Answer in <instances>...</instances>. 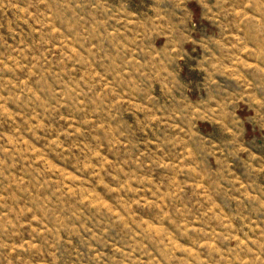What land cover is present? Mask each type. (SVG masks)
<instances>
[{"label": "rangeland", "instance_id": "rangeland-1", "mask_svg": "<svg viewBox=\"0 0 264 264\" xmlns=\"http://www.w3.org/2000/svg\"><path fill=\"white\" fill-rule=\"evenodd\" d=\"M0 264H264V0H0Z\"/></svg>", "mask_w": 264, "mask_h": 264}]
</instances>
